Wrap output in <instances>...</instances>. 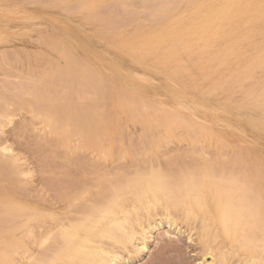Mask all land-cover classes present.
Instances as JSON below:
<instances>
[{
  "label": "bare ground",
  "instance_id": "6f19581e",
  "mask_svg": "<svg viewBox=\"0 0 264 264\" xmlns=\"http://www.w3.org/2000/svg\"><path fill=\"white\" fill-rule=\"evenodd\" d=\"M41 1L43 2V0ZM91 1L96 2V0H91ZM91 1L88 2L89 5L92 4ZM101 1L102 0H100V2ZM120 1L121 0H119L117 3H113V5H110L111 3L108 4L110 5L109 7L112 6L111 7L112 9L110 8L112 12L113 11L117 12V10L113 9L114 8L113 6H115L114 4H118L119 6L123 7L122 6L123 4H121ZM139 1L140 0H138L137 2ZM141 1H142V3L140 2L141 7L144 10L142 9L139 10L140 3H137V4H132L133 6L134 5L139 6V8H134L135 10L132 7V9L136 12L130 10L132 11L131 13L128 10L129 13H127L126 9H129V7L127 6L125 7L126 5L125 4L123 9L122 8L121 9L123 11L125 10L124 13L125 12L126 13L124 14L123 12L121 13L119 11L118 16L116 13L117 17H119L120 15V18H122L121 17L122 14L123 17H126L123 19H118L116 17L118 21H122L120 22V24L122 23L121 26H123L124 24L127 25V23L128 24L134 23L135 27L133 28L136 27L141 28L143 24H141L140 22L141 19L138 20L139 15L137 13H140V11L144 12L146 10L145 12L148 15L145 12L144 13L146 15L144 13L143 14L145 15V18L148 16L149 19L148 18L146 19L142 18V19L144 21L150 20L151 23L155 26V30L157 31L156 37L158 39L161 38L163 40L169 41L170 48L179 50L181 53L188 56L192 60V62L193 60L195 61V59L191 58L192 56L194 57L191 44L197 42H203L206 44L208 42V44L211 45L212 43H210V40H212V37L214 36L212 33V29L214 27L221 28V26L225 24L224 22L226 21L227 22L226 24L231 29L230 31L235 32L236 37H233L232 34L231 35L227 34V36H223L222 44L220 45L221 48L223 47L222 49L224 50L226 55L228 56L230 55L233 58L238 59L239 61L245 52L248 54V56L244 58L241 67L238 65L239 61L237 62V67L235 68L233 75L231 76L232 82L241 84L244 81H248V86H249L248 94L252 98V100H254V102L258 101L261 98H263L264 100V0H141ZM59 2L60 1L58 0L57 3ZM97 2L99 3L98 0ZM111 2H113V0ZM122 3H126V2L123 1ZM127 5L130 4L127 3ZM73 6L72 8L77 7V6L74 7ZM80 6L79 8L78 7L77 8L81 9ZM75 10L73 9V11ZM107 10L110 11L109 8ZM186 12L188 14V17L186 18L187 21L182 26L178 25V23H180L179 18L181 19V16L185 15ZM97 16L94 15L93 18ZM89 17L91 18V16ZM118 21L115 22L118 23V25L120 26ZM116 23L114 24L117 28L118 25H116ZM114 24L110 23L109 25H114ZM177 27L179 28V30L177 29ZM137 28L135 29V31L137 30ZM52 39H48L49 41L47 40V43H50L47 45L48 46L50 45L51 47L49 48H51L53 51L55 49L53 48V45L54 47L56 45V49L57 48L59 49V51H57L58 58H61L62 56L61 58L62 60L63 59L69 60L67 62L63 60L64 65L66 67L62 66L63 68L62 67L58 68L55 67L57 63L56 64L54 63L55 66L49 69L50 71L46 70L39 74L40 79L37 73L36 75L37 78L39 79V80L36 79L38 81L37 83L35 82L37 86L36 87L35 85L33 87L31 86L32 87L31 89H29L28 87H30L31 84H29V82H32L30 79H33V77L29 78V81H27L28 82L27 85H26L27 83L26 81H25L26 83L24 82V80L22 81L21 84L25 83L24 85L28 86L26 89H24V87L26 86L23 85H21L23 86V88L21 86H20L21 88H16L19 87L18 85L20 83L18 82L19 84L13 85L16 86L14 87L16 88L15 89L16 91H13V86H12L11 89L13 91L12 94L15 92L13 95L10 94L11 92L10 89L9 92L6 93L3 91L2 93L5 94L8 93L9 95L7 94L8 95L7 99H3L2 97L5 94L4 95L2 94V96L0 97V100L2 99V101H4L3 104L0 101V107L1 105L4 106L5 104V108H3L4 110H2L3 112L2 111H1L2 113L0 112V119L2 120V117H4V120L6 121L5 122L3 120L5 123H2L0 120V125L4 124L6 126L8 123L10 124L12 122L11 119H13V114L11 111L12 108H10L12 106L13 111L27 109L30 110L31 114L33 113V115L39 116V118L41 119L40 121H46L45 122L46 128L49 130L51 134L52 133L57 134L59 133V131L61 132L62 131L60 130L62 125L61 121L63 119H61L60 117L55 119L51 118V116L47 114V112L44 111L42 108L43 106L42 104L45 102L46 104H53V105L55 104L56 105L55 110L57 108L60 109V111H57L60 113L59 116H62L63 113L66 114V112L71 111L73 113V118H74L73 122L75 121L73 126L75 127V129L76 128L80 129V127L82 129V125L80 123L81 120H84V123L85 121H87L86 122L87 125L85 124L87 127L90 126V124L92 123L91 120L93 117L99 116V114L102 115L101 113L102 111H104V114H106V115L103 114L105 118L109 117L107 116L109 115V113L106 110L108 109L109 106L106 109H105L106 106H104L107 100H105V103H103L104 108L100 106L98 107L97 104L98 101H102V99L106 98L105 93L108 94L107 95L108 99L110 97V94L108 92L115 93V98L117 97L116 93H120L118 94V96L119 95L120 96L122 95V97L124 96L122 94L125 92L124 89L120 90V92L115 91L114 85H111L110 88L108 85L105 88L104 87L105 85H103L104 83L103 80L99 78L101 75L97 74L94 69L92 70L87 66L85 67V65L87 64H84V62L82 63L84 65L80 64L81 65L80 66L78 64L79 67L75 62H72L73 60L72 58L74 57L77 59V57L75 55L73 56V53L72 54L69 53L72 52L70 51L72 49L69 45H67V43L65 45V43L61 39H60L61 41H59L55 37L53 39L54 41ZM241 43H244L246 46L245 52L242 51L241 48H239ZM217 53L218 51L215 52L216 54L215 57H217ZM224 54L223 56H225ZM196 57H198V55H196ZM221 58H213V60H215L217 64L226 63L227 58L224 59ZM191 60H188V63ZM51 63L50 66L52 67L54 64L52 63L53 65H51ZM65 63H67V65ZM43 67L45 68V66ZM33 73L35 74V72ZM36 75L32 74L34 78H36L35 77ZM125 82L127 83V81ZM105 83L109 84L106 82V80ZM129 86L131 87V85ZM2 87L5 89L8 88L4 86ZM59 88L65 89L64 91L65 94L64 95L61 94L62 97L60 96V94H58L57 96L54 94L57 92L56 89ZM237 88L238 86L236 87V89ZM21 89L23 90L21 91ZM47 89L49 92L52 91L51 89H53L52 92L54 93L51 92L50 94L51 95L54 94V97H59L61 99L58 100L53 97L51 98V96H49L50 94L47 91ZM107 89L108 91L106 92ZM28 90L30 91L32 90V91L28 92ZM127 90L129 89L127 88ZM6 91H8V89H6ZM26 91L30 94H28ZM68 92L69 94L70 93L76 94V100L73 99V101L78 102V105L77 103H75L76 105L73 104L74 102L72 103L69 100L68 97L70 96L71 99L72 95L70 94L66 96ZM25 93L26 95H30L32 97V98L29 97L31 100L29 101L23 100L25 98L24 97ZM127 96L129 98V95ZM108 101L111 102L110 100ZM80 102H82V104H80ZM107 104L108 102L106 103V105ZM130 106L132 107V104H130ZM141 107H143L142 104ZM193 119L199 120L197 116H194ZM108 120L106 122L110 123L111 122L110 118H108ZM98 124L99 122L97 121V123H95L96 128L98 127L97 126ZM95 125H92L91 128L89 127V129L90 130L93 129L94 131H97L98 128L96 129ZM5 126L2 127L4 128ZM101 126L103 125L99 124L100 130H101ZM2 127L0 128L1 132H2ZM68 127L71 126H67V129ZM64 129L65 128L63 126V130ZM191 130L194 133V140L192 141H187L185 139H180V138L177 140L175 138V140H173L170 139L169 137H163V138L139 137L137 138V141H135L136 139L135 140L131 139L132 141L131 140L124 141L122 138L116 140L117 137L116 138L114 137L117 143L116 142L113 143V141H111L109 145L113 144L117 148L118 146L116 144L122 146L121 148H123L122 149V151H124L123 153L127 154V156L131 158V164L126 168L118 167L116 169L114 168L110 169L107 166L108 167L107 169L106 166L103 165L104 166L102 167L103 170L101 169V167L98 168L101 169L102 171L97 169H96L97 171L94 169L85 170L86 168L85 165H84L85 167L81 166V168L79 166L80 164L77 165L78 164L77 161L79 159L76 158L77 159L76 161V159L74 158L77 156L72 157L70 155L71 153H69V156L67 154L62 155L61 152H60L61 155L58 153L57 156L59 155L58 157L60 159L59 163L61 165L60 166L61 168L59 167L58 164L57 168L59 167L60 169H58L57 172L53 171L54 174H52V172L50 174L47 173L45 174V176L48 175L46 176L48 178V180L46 178L48 184L50 180L56 183L57 187H54L53 189L57 188L56 189L57 191L55 190L57 193V194L55 193L56 194L55 197H57V201L54 202L57 204V206L46 205L45 204L46 199H40V200L37 199L38 201L36 202L32 199L26 201L24 200L25 203L21 202L23 203V205L15 210L16 217L10 218L12 220L13 219L16 220L13 221L14 224H12L14 228L13 235H11L12 239L10 240L8 238L10 241L8 248L9 260L7 261V264H126L129 261H131V257L129 256L130 254H133L135 252L139 253V251L144 252L147 250V245H146L147 235H149L152 230H158L160 227H162L163 225L162 220H158V222L153 225V221L155 220L156 217L164 219L165 225L168 226L169 228H171L174 225L175 220L180 219V217L185 221L192 222V224L199 221L198 225L196 227L194 226V229L197 230L198 241L205 252L204 255H208V259H210V264H227L229 257L230 259L231 257L237 259L239 264H264V223H261L262 219L264 218L260 217V214L258 212L260 207L262 208L264 207V197L262 193L259 194L257 192L256 185H253V183H249L247 177L245 176L247 175V172H249L250 169L251 173H254L256 177H259L260 179L264 180L263 177L264 169L262 167L261 169H259L260 167L256 169L253 166V169L251 170L250 168L251 166L248 165L251 163H252L251 165H253V162L252 161L250 162L251 158L248 159L249 157L247 158L246 156L243 158V156L241 155L242 153L240 152L237 153L238 152L237 150H236L237 152H233V150L235 149L231 151L232 153L230 152L232 154L230 157H228V153L226 151H221L223 153L225 152L226 155H224L223 153L219 152L218 149L213 150L215 146V143L212 142L213 140L210 141L206 138L201 137L199 132L195 128H191ZM145 131L146 130H144V133ZM63 133L65 132L63 131ZM88 133L89 132L87 133L85 132L86 135ZM165 135L167 136L166 133ZM185 135L187 136L188 132ZM153 136L155 137V135ZM74 137L76 138V135ZM173 137H177L175 136V133ZM101 138H103V136ZM38 139L39 138H37V140L35 141H38ZM78 140L75 139V142H78ZM104 142L105 139L102 141L100 149L102 148ZM170 144L175 145L180 150H176L175 148L176 151H173V153H170V150L167 153L168 148L170 149L173 148L174 150L175 146L171 148ZM218 146L219 145H217V147ZM72 147H74V149L72 148V150L74 151L75 148H77L76 146H72ZM104 149H106V147ZM160 149L162 150L164 149L165 151L163 150L164 151L163 153L166 152L167 154H163V153L160 154V151H162ZM55 150L57 149L55 148ZM74 151L73 153H75ZM13 153L14 152L12 151L11 147L6 143V141L1 140L0 141V176L14 169L21 176L23 175L25 176L26 174H28L27 173L28 170L26 171V169H24L25 170L24 171L22 169H18L19 167L17 165L18 163L21 162H17L19 158L17 159ZM47 153L49 155V152ZM169 153L172 156L173 161H171L172 159ZM100 154H102V151ZM48 155L46 156L48 157ZM75 155H77V153ZM164 155H167V157ZM168 155L170 156L171 164L174 162V158H173L174 156L175 158L178 157L179 159L180 158L186 160L188 159L189 162L193 160L194 163L190 164L188 163V160L187 162L186 160H182L181 162L182 164L184 161V163L189 165L179 168L180 166L178 167V165L181 164L179 163L178 160V162L176 163L179 164L171 165V167H173L172 169L177 168L175 171H173L172 169H171L172 171L166 169L167 167L166 165H168L169 163L168 164L166 163L165 165L162 164L163 169L157 167L156 161H158V159L160 161L162 156L165 157V158L163 157L165 160H169ZM80 157L78 154V158ZM101 158L104 157L102 156ZM194 159H196V163ZM90 161L92 162L91 159ZM94 163L95 162H93V164ZM160 163L161 162H159V164ZM241 164H247L249 166V169L247 168L248 170H246L247 172L244 171V169H242L243 167L241 168V170L243 171L239 169ZM75 165L79 166L78 167L79 170L78 168H75L74 170L72 166ZM142 165H144V167ZM67 166L70 167L69 170H67L68 168ZM174 166L176 167L174 168ZM71 167L73 168V170H71ZM57 168L55 169L57 170ZM51 174L54 176H51ZM1 177L3 178V175ZM50 177L52 178L54 177L53 178L54 180ZM52 181L50 182V184L52 183ZM46 184L47 183H45L44 186H46ZM52 185L54 186V183H52ZM52 185L49 186L52 187ZM49 186L44 187L46 191H43L44 189H41V191L44 194H46V192L51 191V188L49 189ZM241 187L244 189V191L242 190L241 192H238V189H240ZM92 189H97V192L93 191L95 194H91ZM191 195L194 197V199L193 201L188 202L187 197ZM43 196L46 197V195ZM210 201L211 203L208 204V202ZM4 206L5 204L2 205V207ZM6 207L7 206H5V208ZM4 211L5 210H2V212ZM198 211L201 212L202 214H211L214 216L215 218L214 228H212L202 217H200ZM4 217L5 216H2V218L0 217L1 221L3 222H5V219H7L6 217H10V216L7 215L5 219ZM248 217L256 218L257 221L255 222L256 220L255 219L254 222L249 223L247 221ZM1 226L3 225H0V227ZM7 227L5 226L4 229H7ZM8 228H10V225ZM191 228L189 227V230ZM2 229L3 227H1L0 230L2 231ZM254 230H256V232L260 230L263 234L262 237H257L255 235L256 232H254ZM220 231H222L225 234L227 239H230V244H231L230 248L227 249L214 248L213 244L216 241V239L220 236L219 234ZM19 233L21 234V237L19 236ZM168 233L169 232H165V235L166 237L169 238L170 233L169 234ZM187 238L189 240L191 236L187 235ZM235 242L237 244H240L239 250L236 248L237 244H235ZM121 252H126L129 257L126 258L124 256L122 257L120 254ZM1 261L2 260L0 259V264H3Z\"/></svg>",
  "mask_w": 264,
  "mask_h": 264
},
{
  "label": "rangeland",
  "instance_id": "374dc122",
  "mask_svg": "<svg viewBox=\"0 0 264 264\" xmlns=\"http://www.w3.org/2000/svg\"><path fill=\"white\" fill-rule=\"evenodd\" d=\"M57 1L58 0H43V2L41 0L40 2L39 0H0V97L2 96V94L4 95L6 92H9V89L11 90L13 85L20 83L18 85L19 87L13 86V91H16V88H23V86H26L28 84L27 81H29V78L31 77H33V79H30L32 81L29 82V84H31L30 87L26 86L24 87V89H26L27 87L31 89L34 85L36 87V83L38 82L37 80L40 79L39 74L46 70L50 71L49 69L53 68L56 63L59 66L56 65L55 67H66L63 61L65 59L62 60V56L61 58H58L57 56V51H59V49H56V45L55 47L53 45V48L56 49H54V51L49 48L51 47L50 45H47L50 44L47 43V40L52 38L54 39V37L59 41L62 40L65 45L67 43V45L71 47L72 50L70 51L72 52L69 53H73V56L75 55L77 57V59L73 57L72 59L74 61L72 60V62H75L77 65H80L84 62V64H87L85 65V67L87 66L92 70L94 69L97 74L101 75L99 78L103 80V85H105V88L108 85L109 88L111 85H114L115 91L120 92V90L124 89L125 92L122 94L125 97H122V95L118 96V94L120 93H116L117 97L115 98V93L108 92L110 94V97L108 99V94L105 93L106 98L102 99V101H104H98L99 103L97 102V104L98 107H103V103H105V100H107L108 104L106 105V102L104 106H106L105 109L109 106L108 109H106L109 113V115L107 116L109 117L105 118L104 115L106 114H104V111H102V115L99 114V116L93 117L91 120L92 123L87 127V121H85L84 123V120H81L80 123L82 125V129L81 127L80 129H75V127L73 126L75 121L73 122L74 118L71 111L66 112V114L61 113L62 116H59L60 113L57 111H60V109L57 108L55 110V104H46L44 102L42 104V108L47 112V114L51 116V118L55 119L60 117L61 119H63L61 121L62 125L60 128V130L62 131H59V133L57 134H51L46 128V121H40L41 119L39 118V116L33 115V113L31 114L30 110L23 109L13 111V107H10L12 108L11 111L13 114V119H11L12 122L10 124L6 123V126L4 124H1L2 126H5L4 128L0 125L2 127V132L0 130V138L2 141H6V143L14 152L13 154L16 156V158H19L17 162L21 163H18V169H26V171L28 170V174H26L27 176H21L14 169L12 171H9L8 173L2 174L3 178L1 177L2 175L0 176V217H6L7 215L10 216L6 217L7 219H5L4 217L5 222L1 221L0 219V225H3L1 226L3 227L2 231L0 230V259L2 260L1 262L3 264H7V261L9 260V241L12 239L11 235H13L14 232L12 224H14L13 221L16 220H12L10 218L16 217L15 210L20 208L26 200L31 199L35 202L38 201L37 199H46V205L57 206V204L54 203L57 201V197H55L57 194V188L53 189L54 187H57L56 183L49 179L50 181L48 184V178L46 177L48 175L45 176V174H50L51 172L52 174H54L53 171L57 172L58 169L61 168V165L59 163L60 159L58 157L59 155L57 156V154H60V152L62 153V155L67 154L69 156V153H71L70 155L72 157L77 156L74 157L75 159H79L78 161L76 159V161L78 162L77 165L80 164V168L81 166H86L87 169L85 168V170H103L102 167L104 166H106L107 169L108 167L110 169H116L118 167L126 168L130 166L131 158L127 156V154L123 153L124 151H122V146L116 144L118 146L117 148L113 144L109 145L111 141H113V143H117L116 140H119L120 138H122L124 141H128L131 139H136L135 141H137V138L139 137H169L173 140H175V138L176 140L180 138L187 141H192L194 140V133L192 132L191 128H195L199 132L201 137L206 138L210 141L213 140L212 142L215 143L213 150L218 149L219 152L226 151L228 153V157H230L232 155L231 151L235 149L233 150V152L238 151L237 153H242L241 155L243 156V158L245 156L247 158L249 157L248 159L251 158L250 162L252 161L253 165H251L252 163L248 164L251 166V170L253 169V166L256 169H258V167H260L259 169H261V167L264 169V100L263 98L255 102L254 100H252V98L248 94V81H244L241 84L232 82L231 76L233 75V72L237 67V62L239 60L233 58L230 55H226V53L222 49L223 47L221 48L220 46L222 44L223 36L232 34L233 37H236L235 32L230 31L231 29L226 24V21L224 22L225 24L221 26V28L214 27L212 29V33L214 36L212 37V40H210V43H212L211 45H209L208 42L206 44L203 42L191 44L192 52L194 53V57L192 56L191 58L195 59V61L193 60L192 62V60L188 56L181 53L179 50L170 48L169 41L163 40L161 38L158 39L156 37L157 31L155 30V26L151 23L150 20L144 21L142 19H149L148 16L145 18V15L147 14L145 12L146 10L144 11L146 14L143 11L137 13L139 15L138 20L141 19L140 22L141 24H143V26L145 25L144 27H136L137 30L135 31L136 28H133L135 27L134 23L128 24L126 22L127 25L124 24L123 26H121L122 23L120 24V22L122 21H118V19H123L126 17H123V14L121 16L122 18H120V15L119 17H117L118 12L120 11L121 13H124L125 10L123 11L122 9L125 4V7H129V9H126L127 13H132V11L136 12L134 11V8H139V6H133L132 4H137L140 2L142 3L141 0L139 2H137L138 0H121L120 3L123 4V7L119 6L118 4H114L115 6H113V9L117 10V12L113 11L114 13L110 10L112 6H109L113 5V3H117L119 0H113V2H111L112 0H102L101 2L100 0H98L99 3L97 2V0L96 2L89 0L92 3H90L91 5H89L88 0H59L60 2L62 1L61 3L59 2L60 4L57 3ZM123 1L126 3H122ZM127 3L130 5H127ZM141 3L139 10L142 9ZM73 5L77 6L78 8L80 5L82 7L80 6L81 9H78ZM72 6L74 8H72ZM132 7L134 10L132 9ZM69 8L72 10H70ZM108 8L110 11L107 10ZM73 9L76 10L73 11ZM187 12L185 13V15L181 16V19L179 18L180 23H178V25L182 26L185 24V22L187 21L186 18L188 17ZM96 14L98 16L101 14L102 15L98 17ZM94 15L97 17L93 18ZM89 16H91V18ZM115 21H118L120 26ZM110 23H116V25H118L117 28L115 24L109 25ZM178 27L177 29L179 30ZM67 38H69L70 40ZM72 42L75 43L73 44ZM239 48H241V50L244 52L246 51V46L244 43H241ZM217 51V57H215V52ZM223 54L225 56H223ZM196 55H198V57H196ZM221 56L223 59L227 58L226 63L217 64L216 61L213 60V58H221ZM246 56H248V54L245 52L240 58V61L238 62V65L240 67L242 66V62L244 58H246ZM188 60H191L189 61L190 64L188 63ZM67 61L69 60H65V62ZM51 62L55 64L53 65ZM50 63L51 65H53L52 67L50 66ZM65 64L67 65V63ZM43 66H45L46 69ZM33 72H35V74ZM32 74H37L39 79L37 78V75L35 76L36 78H34ZM34 79L37 80L35 81ZM23 80L24 82H27H25L26 85H24L25 83L21 84ZM105 80L109 84H106ZM125 81H127V83ZM129 85H131L132 88ZM2 86L8 87L6 88L8 89V91H6V89ZM237 86L238 88L236 89ZM127 88L129 90H127ZM62 89L63 88L56 89L57 92H55L57 94L52 92L53 89H51L52 91L50 92L48 91V89L47 91L49 92V94L52 92L56 96L60 94V96L62 97L61 94H65V89H63V91ZM22 90L23 89H21V91ZM3 91L5 93H2ZM13 91L11 90L10 94H12ZM29 91L30 90H28V92ZM107 91L108 89L106 90V92ZM7 94L2 96L3 99L8 98L9 94ZM54 94H50L49 96L58 100L61 99L59 97H54ZM70 94L72 95V98L70 99L69 96V100L72 103L74 102L73 104L77 103L78 105V102L73 101V99L76 100V94ZM70 94L68 92L66 96ZM24 95L23 96L25 98L23 100H31L29 98L31 97L30 95H26V93ZM127 95H129V98ZM108 100H110L111 102H109ZM0 101L3 104L4 101H2V99ZM80 104H82V102H80ZM130 104H132V107L130 106ZM141 104L143 107H141ZM2 106L3 105H1L0 107V112L4 110L3 108H5V104L3 107ZM194 116H197L199 120L193 119ZM108 118H110V123L106 122ZM3 120L4 117H2L1 122L5 123L6 121L4 120V122ZM97 121L100 125H103L101 126V130L99 129L100 127L98 124V130L94 131L93 129H91V131L89 127L91 128V126L95 125ZM114 125L115 127H117L115 128ZM63 126L65 128L64 130ZM67 126L73 127L72 129L71 127H68L67 129ZM144 130H146V134L144 133ZM63 131L65 133H63ZM84 131L86 133H89L86 135ZM147 132H150L151 134ZM173 132L178 138L173 137ZM183 132H188L189 136H186V133L184 134ZM165 133L167 134V136L165 135ZM75 135L76 138L74 137ZM153 135H155V137ZM102 136L105 139V142L103 143L101 148L103 150L100 149L102 141L104 140L103 138H101ZM114 137H117L116 140ZM37 138H39L38 141H35L37 140ZM75 139L78 140V142H75ZM73 142L77 144H74ZM24 144L27 145L25 146ZM217 145L219 146L217 147ZM72 146L77 147L75 148V151L72 150V148L74 149V147ZM174 146L175 145H171L170 147L172 148ZM105 147L106 149H104ZM55 148L57 150H55ZM113 148L115 150V153ZM175 148L176 150H180L175 146L174 150L173 148H168L167 153L169 150L170 153H173V151H176ZM163 150L160 151V154L165 151ZM73 151L75 153H73ZM101 151L103 155L100 154ZM47 152H49V155ZM76 153L77 155H75ZM167 153L165 152L163 154ZM78 154L79 157L81 155V159L78 158ZM223 154L226 155L225 152ZM46 155H48V157ZM83 156L87 161L83 158ZM102 156L104 158H101ZM164 156L167 157V155ZM164 156H162L161 159ZM170 156L168 157L169 160H165V157L162 160L160 159V161L158 159V161H156V166L163 169L162 164L165 165L166 163H169L168 165H166L167 167H163H166L167 170H171L173 168L171 167L172 164L180 163L181 165H178V167L180 166L179 168L189 165L184 163V161L183 164L181 163L182 160L186 159H179L178 157H176V160L175 156L173 157L174 162L171 164L170 160L172 159V156L171 159ZM90 159L92 160V162L90 161ZM178 160L179 163H176L178 162ZM171 161H173V159ZM194 161L196 163V159H194ZM93 162L95 163L93 164ZM159 162L161 163L159 164ZM188 163L191 164L194 162L193 160L190 162L188 160ZM58 164L60 168H57ZM248 165L241 164L239 169L241 170V168L243 167L242 169L246 171L249 169ZM79 166L75 165L72 167L75 170V168H78ZM142 166L144 167V165ZM72 167L71 170H73ZM99 167H101V169H98ZM175 167L176 166H174V168ZM55 168H57V170ZM69 169L70 167L67 168V170ZM176 169L172 170L175 171ZM52 174L51 176H54ZM245 176L247 177L249 183H253V185H256L257 192L259 194L262 193L264 197V180L256 177L254 173H251L250 169ZM51 181L52 183H54V186L52 185V183L50 184ZM43 183H47L46 186H44ZM49 185H52V187H50ZM48 186L49 189L51 188V191L44 194L41 189H44V187ZM242 190L244 191V189L241 187L240 189H238V192H241ZM43 191L46 190L44 189ZM93 191L97 192V189H92L91 194H95ZM40 193L43 194L41 195ZM43 195H46V197H44ZM193 199L194 197L192 195L187 197L188 202L193 201ZM209 203H211V201L208 202V204ZM4 204L5 206H7V209L5 208V206L2 207V205ZM2 210L5 211L2 212ZM258 212L260 214V217L264 218V207H260ZM198 213L200 217H202L212 228H214L215 218L213 215L202 214L199 211ZM255 219L256 218L248 217L247 221L250 223L254 222ZM158 220H162L163 225L158 230H152L151 233L147 235V250L144 252L139 251V253L135 252L133 254H130L129 256L131 257V261L126 264H210L208 255H204L205 252L198 241L197 230L194 229V226L196 227L199 221L192 224V222L185 221L180 217V219H176L174 225L169 228L165 225V220L159 217H156L154 221L152 220L153 225L157 223ZM256 221L257 219L255 220V222ZM261 223H264V219H262ZM7 224L8 227L10 225V228L7 227ZM4 225L7 227V229H4ZM189 227L192 228L189 230ZM165 232L170 233L169 238L166 237ZM254 232H256V230H254ZM219 234L220 236L213 244L214 248H230V239H227L222 231H220ZM187 235L191 236L189 240L187 238ZM255 235L257 237H262L263 234L259 230L255 233ZM19 236L21 237L20 233ZM235 244L237 243L235 242ZM239 247L240 244H237L236 248L238 250L240 249ZM120 254L122 257H129L126 252H121ZM227 264H239V262L234 257H231V259L229 257Z\"/></svg>",
  "mask_w": 264,
  "mask_h": 264
}]
</instances>
